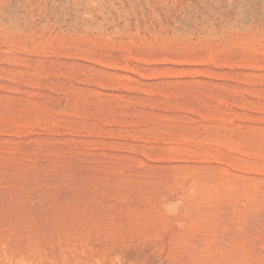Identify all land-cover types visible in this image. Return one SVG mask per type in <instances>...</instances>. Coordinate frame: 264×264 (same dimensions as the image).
I'll return each instance as SVG.
<instances>
[{
  "label": "rangeland",
  "instance_id": "1",
  "mask_svg": "<svg viewBox=\"0 0 264 264\" xmlns=\"http://www.w3.org/2000/svg\"><path fill=\"white\" fill-rule=\"evenodd\" d=\"M0 264H264V0H0Z\"/></svg>",
  "mask_w": 264,
  "mask_h": 264
}]
</instances>
